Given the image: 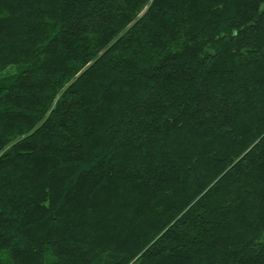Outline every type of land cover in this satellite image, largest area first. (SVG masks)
Segmentation results:
<instances>
[{
	"label": "trees",
	"instance_id": "16d2710c",
	"mask_svg": "<svg viewBox=\"0 0 264 264\" xmlns=\"http://www.w3.org/2000/svg\"><path fill=\"white\" fill-rule=\"evenodd\" d=\"M264 0H0V264H264Z\"/></svg>",
	"mask_w": 264,
	"mask_h": 264
},
{
	"label": "rangeland",
	"instance_id": "374dc122",
	"mask_svg": "<svg viewBox=\"0 0 264 264\" xmlns=\"http://www.w3.org/2000/svg\"><path fill=\"white\" fill-rule=\"evenodd\" d=\"M260 241H264V235L260 238Z\"/></svg>",
	"mask_w": 264,
	"mask_h": 264
}]
</instances>
